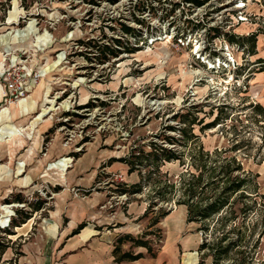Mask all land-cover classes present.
<instances>
[{"label": "rangeland", "instance_id": "1", "mask_svg": "<svg viewBox=\"0 0 264 264\" xmlns=\"http://www.w3.org/2000/svg\"><path fill=\"white\" fill-rule=\"evenodd\" d=\"M201 1L0 0V146L25 141L26 155L10 165L21 177L40 167L27 185L0 184V264H18L26 238L54 215L67 223L74 200L91 213L78 226L148 241L149 250L122 246L119 257L144 255L117 264H155L171 228L180 255L161 264H214L230 242L217 264H264V0ZM103 44L118 53L100 61ZM14 106L24 124L10 118ZM152 143L181 158L129 171L121 159ZM139 173L141 191H117ZM199 173L191 204L222 195L230 205L188 223L177 200ZM239 179L242 189L223 194ZM156 184L169 186L163 198Z\"/></svg>", "mask_w": 264, "mask_h": 264}, {"label": "crops", "instance_id": "2", "mask_svg": "<svg viewBox=\"0 0 264 264\" xmlns=\"http://www.w3.org/2000/svg\"><path fill=\"white\" fill-rule=\"evenodd\" d=\"M36 107L37 103L34 104L31 111H33ZM13 108L16 110L10 118L12 120L16 119L17 124H24L26 117L19 118L24 115L21 108L19 106H14ZM3 117V121L8 120V117ZM29 122L34 124L36 121L32 120ZM24 142L20 141L18 144H12V147L9 146L7 152L4 151L2 145L0 146V159L5 158V156L9 159L7 162L0 164L1 172L5 166L11 168L10 165L11 162L13 163L14 161V156L18 155V157H21L26 155L25 151L27 149H25ZM33 148H36V146ZM41 163L42 158L39 159V166ZM26 166H29V163H25L24 168H26ZM34 167V172L40 168L36 166V164ZM31 168L32 167H30V169ZM11 169L12 170L8 172L10 173L9 176H2L4 173H0V184L20 183L27 185L30 183L29 181L34 175L33 172L31 174L27 173L25 176L21 177L22 174L20 176L13 172V168ZM70 203L71 206L68 207L67 215H65L69 218L67 223H64L58 215H54V224H52V226L46 230L44 229L45 231H43V233H40L38 236L36 235L34 238L32 236L26 238L29 241L24 242L22 250L23 255L18 258V264H116V261L119 258L118 254L122 251V246H127V248L137 247L145 249V247L142 246L132 245L131 241L125 238V235L139 238L136 235L131 234L130 231H103L101 229L91 228L84 224L77 232H73V229L78 226V223H81L80 221L82 220L84 214L90 215L91 213L89 210L86 211V207H84L79 200H74ZM186 215L187 211L185 209V219ZM172 242H177V233L171 228L168 231L165 247L161 251L163 255H158V253L157 255L152 256L153 258L157 257L155 264H161L164 254H169L172 258L177 257L179 250L175 248V253L174 246L171 244ZM116 249H118V251L117 253H114ZM136 253H141V257L133 260L123 258L119 261H134L142 258L144 255L142 250H139ZM191 253L192 252H188L187 255Z\"/></svg>", "mask_w": 264, "mask_h": 264}, {"label": "trees", "instance_id": "3", "mask_svg": "<svg viewBox=\"0 0 264 264\" xmlns=\"http://www.w3.org/2000/svg\"><path fill=\"white\" fill-rule=\"evenodd\" d=\"M194 2L197 5L202 4L201 0H194ZM123 30L125 32H130L131 28L123 25ZM117 44L119 46H121V41L120 40H116ZM98 48L100 49V55L102 56L100 59V61H103V59H106L108 55L110 56H115L118 51L119 48L118 47H110L106 44L103 45H97ZM185 114H183V117L185 118ZM186 120L187 122H189V120L187 119H183V121ZM184 135L187 136V138H194L195 135L189 134L187 129H183ZM164 139H166L168 142L173 141L174 139L172 137H164ZM152 149L149 151H141V152H136L135 150H133L132 152H130V154L127 157L122 158L121 160L126 162L128 165V169L129 171H134V170H138V172H140V170L138 169V165L142 164V162H146L147 164H154L156 166V169L158 171V167L160 162H171V161H175L177 159H180L181 156L176 153L173 149L171 148H166L164 146H158L156 143H152L151 144ZM135 151V152H134ZM145 152V153H144ZM140 175V181L130 184V185H126L125 183H121L119 184L120 186L118 187L117 191L120 193H135V192H139L142 190V187L144 185H147L148 183H144L143 181L145 180V177L142 175V173H139ZM201 176L202 174L199 173L195 179V181H193L192 183H187L184 184V194L187 197L184 199H180L177 200L178 204H184L186 205V211H187V215H186V220L188 222L193 221V222H199L205 219H208L211 215L216 214L220 211L223 210V208L225 206L230 205L229 203V197L228 196H218L216 199L209 201L207 203H204V205H192L190 200L191 198L195 195L196 192V188L198 186H200V181H201ZM208 183H205L204 185H207ZM212 184V183H211ZM246 184V180L245 179H239L236 182H231L230 185H226L223 187V194L225 193H235L238 190L242 189V187ZM169 186L166 184L163 185H154V192L157 195V197L159 198H163L165 195V190L166 188H168ZM170 187H174V185H170ZM202 189V187H201ZM228 194V195H229ZM169 199V198H168ZM168 199L163 200L165 202L169 201ZM16 200H20V198L18 197ZM169 211H161L159 212V216L156 217L153 221L152 224H156L160 218H163ZM25 217V216H24ZM24 217L23 219H21V221H17L14 225L18 226L21 223L24 222ZM26 218V217H25ZM82 225H79L74 232H77V230L81 227ZM126 239H129L132 243V245L134 246H142L145 247L147 250L150 249L149 245H148V241H146L145 239H143V237H139V238H135V237H131L130 235H125ZM235 242H230L228 243L225 247H219V249H217V253H215L214 255V264H217L224 256H226L227 252H228V248L229 245H234ZM207 246V244L205 242H202L200 244V248H205ZM118 249H116L114 251V253H117ZM141 257V253H136V254H131L128 252H123L121 253L120 257L118 258L117 261L123 259V258H129L131 260L133 259H137Z\"/></svg>", "mask_w": 264, "mask_h": 264}, {"label": "built area", "instance_id": "4", "mask_svg": "<svg viewBox=\"0 0 264 264\" xmlns=\"http://www.w3.org/2000/svg\"><path fill=\"white\" fill-rule=\"evenodd\" d=\"M7 80H9V77H7ZM8 85H9V87H14V85H13V83L12 82H8ZM117 264V263H116Z\"/></svg>", "mask_w": 264, "mask_h": 264}]
</instances>
